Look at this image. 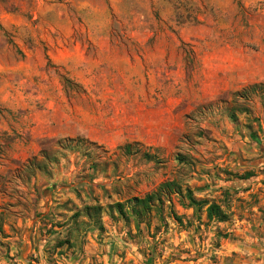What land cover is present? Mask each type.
Segmentation results:
<instances>
[{"label":"rangeland","instance_id":"obj_1","mask_svg":"<svg viewBox=\"0 0 264 264\" xmlns=\"http://www.w3.org/2000/svg\"><path fill=\"white\" fill-rule=\"evenodd\" d=\"M179 2L184 9L176 27L162 28L157 37L174 49L177 28L203 24L204 17L210 18L212 37L193 48L179 43L192 85L177 109L181 126L165 140L147 143L135 140L134 127L123 125L126 111L113 104L109 78L82 73L77 81L48 58L43 46L48 27L34 13L38 0H0V264H241L252 248L261 250L258 259L264 261V95L238 99L248 110L233 122L232 91L212 98L199 91L205 50L226 42L259 49L261 33L254 23L264 17V2L249 8L243 0H211L210 6L203 0ZM12 15L25 23L20 30L4 26ZM128 29L124 19L113 20L115 38L129 39ZM37 42L41 45H33ZM148 65L166 75L164 64ZM154 97L150 103L156 106ZM66 138L76 141L65 144ZM133 142L145 145L142 152L156 153L159 162L118 149ZM42 150L56 155V162L26 168ZM173 179L198 201L219 204L226 219L209 221L207 205L185 207L176 195L172 206L166 201L161 218L153 213L140 228L119 212L125 213L128 200Z\"/></svg>","mask_w":264,"mask_h":264},{"label":"crops","instance_id":"obj_2","mask_svg":"<svg viewBox=\"0 0 264 264\" xmlns=\"http://www.w3.org/2000/svg\"><path fill=\"white\" fill-rule=\"evenodd\" d=\"M38 1L40 6L34 13L43 18L48 27L49 35L43 42L48 58L77 81H81L82 73L98 80L101 76L109 78L107 89L103 86L104 92L106 89L114 93L113 104L126 111L123 125L134 127L135 140L149 143L154 138L155 142L162 141L181 126L182 114L177 109L189 99L192 85L187 82L185 62L178 54V46L180 41L195 46L210 39V18L206 21L204 17L203 24L179 26V37L174 39L176 48L171 49L169 46L174 44L157 35L162 28L170 31V26L175 24L177 13L184 9L179 6V0H104L101 5L83 0ZM203 2L204 5L211 4V0ZM243 2L249 8L264 0ZM82 15L87 17L85 23L79 21ZM117 19H124L129 24V39L113 36V20ZM170 19L173 21L166 25L165 21ZM23 24L21 20H15L14 15L12 21H4V26L13 30H20ZM254 24L261 33L259 49L226 42L203 52L201 96L212 98L248 84L264 82V17ZM26 25L31 26L30 23ZM77 30L83 31L85 37H78ZM51 31L59 36H53ZM34 44L41 45L40 42ZM131 46L137 47L138 52ZM148 63L164 64L162 70L166 75L154 74ZM100 69L103 71L101 75ZM95 91L100 92L97 87ZM154 96L159 98L156 106L150 103L155 101ZM249 252L252 256L241 264H264L263 259H258L261 250L252 248Z\"/></svg>","mask_w":264,"mask_h":264},{"label":"trees","instance_id":"obj_3","mask_svg":"<svg viewBox=\"0 0 264 264\" xmlns=\"http://www.w3.org/2000/svg\"><path fill=\"white\" fill-rule=\"evenodd\" d=\"M180 43L182 45L189 46V44L184 43L183 41H180ZM190 46L193 48V45ZM65 81L69 82V79L65 78ZM232 93L237 100H234V104L229 108L228 117L233 122H236L238 119V113L246 112L248 110V107L239 102L238 99L245 101L252 95H258L260 93L264 95V83L249 84L244 86L240 90L232 91ZM74 141L76 140L73 138H66L63 140L65 144H71ZM256 142L260 143V140L256 139ZM58 144L59 148H64V144L62 143V141H58ZM91 144L95 143L91 142ZM134 146H138L135 151L133 150ZM143 147H145V145H143L142 143L133 142L119 146L118 149L121 150L125 155H132L133 153H141V149ZM69 148L70 147H68V149ZM40 154L41 158H39L37 155L33 156L28 161L26 168L30 170H40L46 168V161L51 160L52 162H56L57 160L56 155L50 157L49 153L46 150L40 151ZM142 155L149 161H155L157 163L159 162L156 153L151 154L149 152L143 151ZM173 195L178 196L181 205L185 207L199 206L200 208H204V206L207 205L206 214L209 221H223L227 217L226 213L223 211L222 207L219 204L214 202L209 203L206 200L198 201L197 199H195L193 191L189 187L183 189L180 182L176 179L161 183L155 191L146 194L144 197H133L132 199L128 200L127 210L125 211V213H123L120 209L119 212L124 218H129L135 221L136 226L140 228L142 223L150 224L153 213L161 218L163 216L166 201L170 202L171 206L173 205ZM170 214L177 222H182L181 217L174 211L173 208L170 209Z\"/></svg>","mask_w":264,"mask_h":264}]
</instances>
